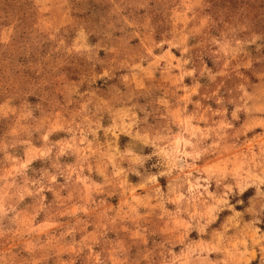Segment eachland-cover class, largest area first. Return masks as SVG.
<instances>
[{
	"label": "rangeland",
	"instance_id": "rangeland-1",
	"mask_svg": "<svg viewBox=\"0 0 264 264\" xmlns=\"http://www.w3.org/2000/svg\"><path fill=\"white\" fill-rule=\"evenodd\" d=\"M0 264H264V0H0Z\"/></svg>",
	"mask_w": 264,
	"mask_h": 264
}]
</instances>
